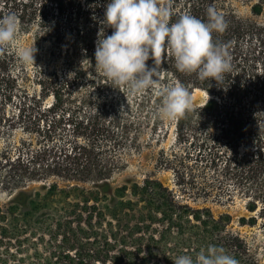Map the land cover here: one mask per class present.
<instances>
[{"label": "trees", "instance_id": "16d2710c", "mask_svg": "<svg viewBox=\"0 0 264 264\" xmlns=\"http://www.w3.org/2000/svg\"><path fill=\"white\" fill-rule=\"evenodd\" d=\"M237 1L253 17L240 14ZM159 2L170 7V23L185 13L207 22L213 5L227 22L213 42L226 46L232 62L216 82L182 73L170 53L162 56V87L175 80L207 93L174 119V145L184 150H164L158 160L160 169L173 172V184L155 175L114 181L143 126L168 132L157 115L160 90L133 93L113 83L127 104L95 97L71 104L67 90L81 78L78 70L61 76L41 68L32 77L39 89L31 92L26 66L13 50L0 48V190L11 196L0 205V264H174L209 244L238 264H264L234 228L233 215H216L211 206L242 199L249 214L239 225L264 229V21L255 18L264 14V0ZM106 3L0 0V16L15 13L23 32L37 25L38 45L48 37L60 49L74 41L76 54L89 52L95 64L91 24L98 22L105 35L113 31L103 23Z\"/></svg>", "mask_w": 264, "mask_h": 264}, {"label": "clouds", "instance_id": "9594fccd", "mask_svg": "<svg viewBox=\"0 0 264 264\" xmlns=\"http://www.w3.org/2000/svg\"><path fill=\"white\" fill-rule=\"evenodd\" d=\"M172 11L159 0H107L103 23L113 31L98 32L95 68L116 85L124 84L133 93L160 85L158 70L162 56L174 57L182 73H196L201 80L221 81L232 69L226 46L213 42L214 32H223L227 22L213 5L207 9V22L185 13L170 23ZM19 21L15 13L0 16V48H7L17 38ZM36 48L22 47L17 57L22 64H33ZM160 58V59H158ZM153 60L155 66L146 61ZM162 103L157 109L160 119L174 120L191 105V94L182 83L162 87ZM174 264H238L222 246L209 244L195 257L183 254Z\"/></svg>", "mask_w": 264, "mask_h": 264}, {"label": "rangeland", "instance_id": "374dc122", "mask_svg": "<svg viewBox=\"0 0 264 264\" xmlns=\"http://www.w3.org/2000/svg\"><path fill=\"white\" fill-rule=\"evenodd\" d=\"M236 7L243 16L253 17L250 6L247 3L237 1ZM255 18L259 21H264V14ZM91 27L94 30L95 36L98 38V32H100L101 27L100 24L98 22L92 23ZM72 43V45H61L62 49H60L56 47L58 44L55 39L48 37L43 39L41 44L38 45L37 25H35L29 31L24 32L19 28L16 40L9 45L8 48L13 50L16 54L17 50L22 47L34 46L36 48L34 63L27 65L23 64V66H26L31 77V80L28 82V89L31 92L39 89L32 78L37 70L41 68L45 70L47 69L48 71L57 70L62 76L69 70V68H75L79 71L81 78L74 82L73 85H70L69 90H67V99L69 100V103L74 104L80 101L85 102L89 97H95L102 102L117 98L118 104H127L129 97H125V93L118 92V88L113 89L112 85L114 84L107 78L103 79V89L100 88L102 80L100 74L104 76L103 73L98 68H95V64L91 60V54L89 52L86 53L84 51L76 54L74 41ZM174 83H176L175 80H171L168 83L165 82L164 87ZM161 88L162 84L156 86L155 89L158 91ZM189 91L191 94L190 107L200 105L207 99V93L201 89L196 88ZM51 100L52 98L50 97L47 101ZM173 122L174 120L164 119V125L167 124L169 126L167 133H165V130H162L163 132L160 130V132H154L151 129V125L143 126L141 128L136 142L134 145H131V148L125 155L127 167H125L120 173H117L114 177L116 184H122L128 178L143 181L148 175H155L169 184L174 183L173 172L171 170H162L158 166V160L164 150L166 152H170L173 148L184 150L182 147L180 148L178 145H174L176 135ZM22 136V130H19L16 133V137L20 139ZM135 136L136 135H134V140ZM1 147L2 143L0 142V149ZM39 186L40 183H32L30 188ZM10 198L11 196L7 192L0 190V205L6 204ZM211 206L216 215L224 212H229L233 215L234 228L239 230L249 240L260 260L264 262V229L259 225L241 226L238 223V219L241 216L249 214L245 208V201L238 198L232 203H211Z\"/></svg>", "mask_w": 264, "mask_h": 264}]
</instances>
